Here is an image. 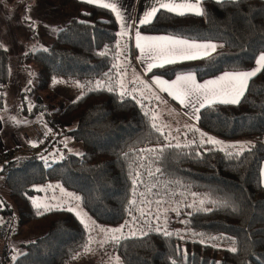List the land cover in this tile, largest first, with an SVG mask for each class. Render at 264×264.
<instances>
[{"label":"trees","instance_id":"1","mask_svg":"<svg viewBox=\"0 0 264 264\" xmlns=\"http://www.w3.org/2000/svg\"><path fill=\"white\" fill-rule=\"evenodd\" d=\"M54 1L70 17L46 48L25 54L34 63L37 90L62 78L77 92L65 105L58 104L46 123L58 140L69 136L80 151H68L57 141L47 161L36 153L13 156L8 149L0 164L9 198L0 201L1 264H75L84 256L90 229L68 207L42 202L47 190L38 185L45 184L74 193L97 225H124L118 239L104 246L119 264H264V68L248 80L240 103L199 109L196 125L221 144L195 139L177 147L168 143L165 131L153 127L148 98L135 92L122 96L118 90L113 12L84 0ZM201 6L203 16L161 9L139 31L220 42L223 48L209 57L155 67L145 72L147 77L172 79L192 72L201 80L221 71H248L264 53V0H202ZM122 48L121 54L132 59L129 39ZM8 71V55L0 47V111ZM97 81L105 87L96 88ZM23 91L18 106L26 104ZM42 105L36 100L31 113ZM148 201L170 206L166 218L141 216ZM15 224L44 232L12 256L6 239ZM129 224L132 231L127 232ZM157 227L172 234L157 232ZM233 247L236 252L230 251Z\"/></svg>","mask_w":264,"mask_h":264},{"label":"rangeland","instance_id":"2","mask_svg":"<svg viewBox=\"0 0 264 264\" xmlns=\"http://www.w3.org/2000/svg\"><path fill=\"white\" fill-rule=\"evenodd\" d=\"M70 15L71 12L68 9L60 6L54 0H0V43L4 45L3 48L7 52L8 72H10L9 79L4 87L5 104L0 111L2 124L4 123V129L7 131L5 130V137H3L1 131L0 137L5 139L8 149L13 147L8 144L12 136L19 143L20 147L10 150L13 156L36 153L48 161L55 155V153L54 155L49 154L53 153V150L58 147L56 145L57 141L59 142V147H65L68 151H80L73 142L69 143L71 141L69 136H64L58 140L55 137V133L46 123L48 117H55L58 104L65 105L74 99L77 92L74 89L72 90L69 83L62 78L52 79L45 90H37L35 88L36 69L32 59L26 57L25 54L38 48H46L53 41L58 26L63 25ZM25 17H30V20L25 19ZM124 40L125 38L120 34L119 36L117 35L118 90L121 92L119 86V81L121 80L124 81L127 91L131 95L134 92L141 95L143 88L145 91L144 96L148 98L145 103L154 110L153 116L156 117L155 120H152L162 131H165L163 133L168 143L172 142L177 145L186 146L195 139L201 142H204L208 138L219 140L214 136L202 135L207 133L199 129L196 122L175 121L179 117V112L177 107L169 100L170 95L166 92L165 97L164 95H157L160 99H156L155 84L151 79L152 75L147 77L144 72L139 71L135 58L132 57L130 59L129 56L121 54L123 53L122 46ZM218 46L220 45L218 44ZM16 65L20 67V70L16 69ZM140 81L147 83L149 87H145ZM22 90L24 91L21 99L26 104L18 106ZM36 100H40L44 106L42 105L40 110L31 113ZM44 110H47L48 114H41V111ZM193 129L199 132H191ZM51 145L53 148L50 147ZM44 150L48 151V156L42 154ZM38 187H43L47 190L46 193L42 192L40 196L42 202L45 201L48 205L53 204V206L63 205L68 207L90 229L91 239L88 248L91 251L86 250L83 254L84 256L82 258L79 257L80 259L75 264H116V257L106 252L104 246H106V242L113 240L111 239V235L119 237L123 232L121 230L119 232L107 233L106 231H102V229H117L121 225L99 226L83 210L79 201L73 199V197H77L74 193L51 184L38 185ZM0 201H9L8 187L1 173ZM170 208V206L162 203L155 205H149L148 203L147 205H142L141 210L153 218L159 217V219H165ZM128 227L127 232L132 231L130 229L132 224H129ZM12 229L13 231L7 235L6 239L8 246L12 248V256L22 251V243L31 241L44 232L41 229H31L25 226L19 227L17 224L13 225ZM1 249L2 241H0V252Z\"/></svg>","mask_w":264,"mask_h":264},{"label":"snow or ice","instance_id":"3","mask_svg":"<svg viewBox=\"0 0 264 264\" xmlns=\"http://www.w3.org/2000/svg\"><path fill=\"white\" fill-rule=\"evenodd\" d=\"M84 2L93 3L95 2V0H84ZM118 2L119 0H111V2L103 3L100 6L111 9V11L116 14L117 19L123 23L124 16L117 7ZM215 2L219 4L223 3L224 0H215ZM201 3L202 0H180V2H177V0H152L150 10H146L144 12L143 17L139 20V24H150L152 22V19L156 16L157 12L161 9H166L167 11L180 16L187 14L203 16L205 15V9L201 6ZM25 19L30 20V17H25ZM124 26L125 28L127 27V25ZM120 35L125 36L127 35V32L123 31L120 33ZM135 36L136 46L141 52V60H163L162 64L149 62L147 65V71L149 72L152 71V69L155 67H162L164 64L176 63L178 60H193L209 57L211 52H214L217 47L215 44L210 42L190 43L188 40L179 39L173 36H142L139 31H136ZM0 47H4V45L0 43ZM101 54L103 55V53ZM256 64L257 67L254 70L246 72L224 73L217 79L205 81L203 84H198L196 82L195 76L191 73L177 75L176 79L171 82L162 80L159 77H154L153 79L157 85L161 86V91L167 92L174 99L178 100L182 105L189 104L195 106V104H199L200 107H205L206 104L211 105L217 101L226 104H238L240 103L241 97L244 96V93L247 90L248 80L252 76L256 75V73L259 72L261 68H264V54H261L259 56ZM105 75H107V73H105ZM140 83L144 84L145 87H149V85L143 81H140ZM119 86L121 88L122 96L131 95V93L127 91L123 80L119 81ZM77 87L83 88L84 85L77 82ZM95 87H105L104 82L97 81ZM107 90L113 91V88L111 86H108ZM141 95H143V93H141ZM80 98L81 97H77V99ZM156 99H160V97L157 96ZM153 119L155 120L156 117L153 116ZM153 127L156 128L157 131L162 132V129L157 127L156 124H153ZM202 135L206 136V134ZM204 143L216 145L221 144L222 142L216 140L215 138H208L204 141ZM178 146L179 145H177V147ZM240 151L242 152L243 149H240ZM238 154L239 153H237V155ZM229 155H231V153H229ZM151 174L152 173H150V175ZM73 199L78 200L79 197H73ZM132 203L135 204L136 201L133 200ZM148 203H151V201H148ZM203 203L204 201L201 200L200 204L203 205ZM34 206L38 210L37 215H42L43 213L39 211L40 205L34 203ZM172 210L178 212V209L176 208ZM144 215L145 212L141 210V216ZM133 219H135V217H133ZM157 219H159V217H157ZM123 227L124 225H121L120 228L117 229H102V231H106L107 233H114L121 231ZM154 230L157 232H163V234L166 236L172 234L163 231L160 227H157ZM133 235H135V233H133ZM111 239L116 240L118 239V237L115 235H111ZM203 242L204 241L202 240L201 243ZM86 250L91 251L90 248H87ZM230 251L236 252V248L233 247L230 249ZM117 264H119L118 258ZM173 264H175V262H173Z\"/></svg>","mask_w":264,"mask_h":264},{"label":"crops","instance_id":"4","mask_svg":"<svg viewBox=\"0 0 264 264\" xmlns=\"http://www.w3.org/2000/svg\"><path fill=\"white\" fill-rule=\"evenodd\" d=\"M107 2H111V0H95V2H93V3L97 4V5H102L103 3H107ZM177 2H180V0H177ZM151 3H152V0H119L117 7L120 10V12L122 13V15L124 16V22L123 23L117 19L116 14L112 11L113 15L115 17L116 23H117V35L119 36V34L123 31L127 32V35L122 36V37L125 39L126 38L129 39V43L131 44V48H132L133 58H135L137 66L139 67V71L144 72V73L147 72V65L149 62L160 63V64L163 63L162 59L159 61H149L148 59L141 60L140 59L141 52H140L139 48H137V46H136L135 33H136V31H139V27L141 26V24H139V20L143 17V14L146 10H150ZM28 4L30 5V3H28ZM164 10H166V9H164ZM124 25H127V27L125 28ZM139 32L142 36H173V35H168V34H163V33H145V32H141V31H139ZM173 37L188 40L190 43H209V42L213 43L217 46L214 52L223 48V45L220 42L209 41V40H191V39H187L184 37H178V36H173ZM218 44L220 46H218ZM211 53H213V52H211ZM261 54H264V53H261ZM261 54H259L257 56V59L259 58V56ZM257 59H256V61H257ZM178 61H182V60H178ZM256 61H255V64L253 65V67L248 71L254 70L257 67ZM16 69L20 70V67L16 65ZM232 72H246V71H221V72H219L213 76H210V77H207V78H204L201 80L197 79L196 77H195V79H196V82L198 84H203L205 81L217 79L218 77L222 76L224 73H232ZM188 73L193 74L192 72H184V73H179L177 75H183V74H188ZM177 75H175L172 79H165L164 77H161L158 75H152L151 79L154 82L153 78L159 77L162 80L171 82V81L176 79ZM154 84H155L154 89L156 91L155 92L156 97H157V95H164V97H165L166 92L161 91V86L157 85L155 82H154ZM142 93H143V95H140V96L145 97L144 96L145 91L143 90V88H142ZM169 100L172 101V104L175 105V107H177V110L179 112V117L177 118V120L175 119V121H178V122H197L198 111L201 108L199 106V104H195V106H192L189 104L182 105L179 103L178 100H176L170 96H169ZM215 103H220V102L217 101ZM4 126L5 125H4V123L2 124V121L0 118V132L2 131L3 137H5L6 131H7L6 129H4ZM11 139H10V143H8L9 146H13L14 148H18V147H16L17 142L13 138V136ZM12 142L14 143V145ZM263 142H264V139H263ZM13 147L10 149H13ZM8 152L9 151H8L7 143H6L5 139L0 137V162L4 161L6 159L5 158L7 156L6 153H8ZM9 156H11V155H9ZM260 176H261V183H262V185H264V160L261 163Z\"/></svg>","mask_w":264,"mask_h":264}]
</instances>
